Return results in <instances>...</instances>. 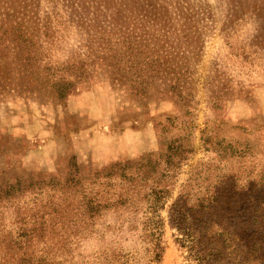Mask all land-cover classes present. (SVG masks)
I'll return each instance as SVG.
<instances>
[{
	"label": "rangeland",
	"instance_id": "obj_1",
	"mask_svg": "<svg viewBox=\"0 0 264 264\" xmlns=\"http://www.w3.org/2000/svg\"><path fill=\"white\" fill-rule=\"evenodd\" d=\"M33 2L38 41H0V238L42 226L50 264H264V0Z\"/></svg>",
	"mask_w": 264,
	"mask_h": 264
},
{
	"label": "trees",
	"instance_id": "obj_2",
	"mask_svg": "<svg viewBox=\"0 0 264 264\" xmlns=\"http://www.w3.org/2000/svg\"><path fill=\"white\" fill-rule=\"evenodd\" d=\"M33 1L36 0H0V41H21L23 43L38 41L40 28H38V22L32 17L35 8ZM43 28L47 29V26L44 25ZM114 36H116L114 41L128 40L123 38L119 33H116ZM21 56H23V53ZM3 190L5 191H0V200L5 199V197L14 196L19 191V189L10 186L5 187ZM88 206L87 208L90 211H94L100 207L91 204ZM156 208V205L149 206V209L152 210ZM185 212L183 206L177 203L174 204L171 215L172 224L182 231L187 238L192 237L194 241L198 240L200 242L205 238L198 237L199 233H201L198 230V225L202 223V219H197L193 216L190 223ZM143 225L145 228L141 240L147 241L151 246V259L149 262H157L162 252L160 242L162 221L148 219ZM20 230L16 239L10 236L0 238V264H50L42 255H37V252L33 249L38 241L42 240V237L40 236L39 238V235H37V231H42V226H39L37 230ZM196 241L191 246L195 247L197 245ZM128 255H124V253L117 255L111 253L110 256H107L105 254L103 260L107 264H113L114 261L119 264H129L130 256ZM134 257L132 256V260L135 259ZM197 257L199 260V255H196ZM136 264H139V261Z\"/></svg>",
	"mask_w": 264,
	"mask_h": 264
}]
</instances>
